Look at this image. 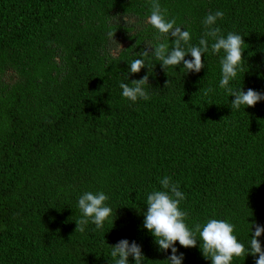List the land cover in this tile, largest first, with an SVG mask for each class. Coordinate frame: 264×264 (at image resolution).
<instances>
[{"label": "trees", "instance_id": "obj_1", "mask_svg": "<svg viewBox=\"0 0 264 264\" xmlns=\"http://www.w3.org/2000/svg\"><path fill=\"white\" fill-rule=\"evenodd\" d=\"M159 3L193 46L205 17L222 11L215 27L245 41L230 87L264 94V0ZM150 13L151 0H0V264H115L109 246L124 239L141 246L143 264H165L171 249L144 228L147 194L165 176L185 196L190 230L223 220L248 248L253 225L264 227V100L233 112L219 86L223 51L205 53L199 73L149 57L130 75L139 53L154 52L148 45L175 40L155 39ZM145 75L150 98H123L120 83ZM88 191L104 192L112 214L103 229L76 232ZM196 239L195 248L177 242V255L212 264Z\"/></svg>", "mask_w": 264, "mask_h": 264}, {"label": "clouds", "instance_id": "obj_2", "mask_svg": "<svg viewBox=\"0 0 264 264\" xmlns=\"http://www.w3.org/2000/svg\"><path fill=\"white\" fill-rule=\"evenodd\" d=\"M166 9H162L159 0H151V13L146 23L157 30V41L162 38L174 37V43L171 49L168 43L160 42L155 46L148 45L154 52L144 50L138 55L144 59H136L130 63L129 73L137 74L147 67L145 59L154 57L160 61L162 67L168 71L171 67H177L183 64V69L187 73H199L204 67L202 57L205 53L211 52L219 54L223 51L224 55L220 59L221 79L219 86L225 92L235 99L231 102V109L239 110L241 107H255L257 103L264 100V94H261L251 88L246 92L242 89H233L230 87V81L235 80L238 70L241 69L243 54L242 46L245 44L244 37L239 34L229 32L227 36L221 34V30L215 27L217 20L222 19L224 13L216 11L209 13L203 25L205 32L199 39L197 46L190 44L191 33L176 26L175 19H166ZM118 21L119 17H112ZM127 21V15L124 16ZM109 37L112 33L109 32ZM211 41V44H210ZM117 42V41H116ZM118 43V42H117ZM122 46V45H121ZM187 46V47H185ZM191 55L193 59L186 57ZM129 75V76H130ZM129 78V77H128ZM149 84V76L145 75L141 79L132 80L130 84L121 82L119 87L122 89V96L133 103L138 99L148 100L149 94L145 90ZM204 94L214 91L211 88L202 89ZM162 190H155L147 194V210L144 213V228H146L154 237L161 251L171 249L172 255L165 260V264H183V254L177 255L178 249L176 243L184 248L197 247L198 240L196 233H199L200 249L206 259H210L212 264H232L234 257L252 255L258 257L255 264H264V249H262L259 238L264 235V227L255 224V231L251 234L250 247L238 242L234 233V225L229 222L217 219L208 220L203 226L195 225V231L189 229L185 223L187 217L186 211L180 210V202L185 199L184 194L179 190V185L174 183L170 177L165 176L159 181ZM109 197L104 192L93 193L84 192L78 198V209L81 218L75 221L77 224L76 232H83L85 225L91 222L97 229H103L105 222L112 214L111 207L106 205ZM111 248V257L115 264H129V257L135 259V264H143L145 258L142 248L136 242L120 240Z\"/></svg>", "mask_w": 264, "mask_h": 264}]
</instances>
